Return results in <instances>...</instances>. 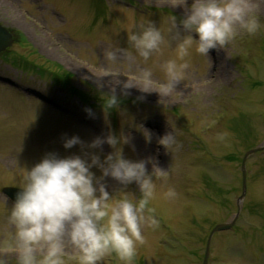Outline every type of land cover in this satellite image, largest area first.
<instances>
[{"label": "rangeland", "instance_id": "1", "mask_svg": "<svg viewBox=\"0 0 264 264\" xmlns=\"http://www.w3.org/2000/svg\"><path fill=\"white\" fill-rule=\"evenodd\" d=\"M255 3L259 30L207 56L193 45L183 79L165 94L163 64L179 61L172 18L184 15L174 0H0V23L24 29L48 54L84 72L68 77L24 39L0 53V77L45 100L0 81V190L19 187L25 168L49 152L79 154L80 145L63 147L66 137L87 143L123 134L124 157L144 159L153 171L151 206L159 220L157 228H144L132 264H202L212 227L231 221L213 233L207 264H264V148L245 161L244 193L240 168L244 152L264 143V0ZM147 20L166 37L159 52L147 62L107 59L106 49L127 48V31ZM141 66L153 69L150 83L139 78ZM170 132L176 143L165 147L159 141ZM93 151L103 159L113 149L105 143ZM107 187L114 196L140 195L135 183L119 189L124 186L107 178ZM169 188L175 197L166 196ZM11 203L0 192V258L17 264L7 222ZM67 253L66 264H78L77 250L69 245ZM99 264L122 262L113 253Z\"/></svg>", "mask_w": 264, "mask_h": 264}, {"label": "clouds", "instance_id": "2", "mask_svg": "<svg viewBox=\"0 0 264 264\" xmlns=\"http://www.w3.org/2000/svg\"><path fill=\"white\" fill-rule=\"evenodd\" d=\"M174 6L182 7L184 15L179 20L172 18V28L180 37L176 45L179 61L173 58L163 64L167 75L162 83L165 94L175 90L183 79L189 67L185 57L190 56L193 45L196 52L207 56L210 50L223 48L239 34H254L261 27L255 0H191L190 4L188 0H174ZM127 42V48L106 49L107 59L127 57L135 62L139 57L147 62L161 50L166 37L153 21L147 20L127 31ZM139 78L150 83L153 69L141 66ZM111 103H117L115 93ZM226 135L218 133V139ZM127 139L110 132L85 143L73 135L63 140V147L80 145L79 154L60 156L49 152L31 168H25L20 191L7 215L12 230L11 251L17 264H66L69 245L78 252V264H99L113 253L122 264H132L138 245L145 242L144 228H157L159 220L151 206L156 191L153 171H148L144 159L124 157L121 146ZM159 142L166 147L176 140L170 132ZM105 143L113 151L101 159L93 150H102ZM93 168L99 169L100 175ZM107 178L124 186L119 189L135 183L140 195L123 192L114 196L116 190H108ZM176 195L174 188L166 193L169 198ZM0 264H6V260L0 258Z\"/></svg>", "mask_w": 264, "mask_h": 264}, {"label": "water", "instance_id": "3", "mask_svg": "<svg viewBox=\"0 0 264 264\" xmlns=\"http://www.w3.org/2000/svg\"><path fill=\"white\" fill-rule=\"evenodd\" d=\"M12 43V36L11 33L6 29L5 26L0 24V52L5 50L8 46H10ZM264 147V143L262 145H258L256 147H253L251 149H248L244 152L243 157L241 159V178H242V187H243V192L244 193V188H245V181H246V170H245V160L248 156L251 154L255 153L256 151L262 149ZM20 191L19 187H14V186H5L1 188V193L9 200L12 202L15 200L16 193ZM242 196V195H241ZM232 226V221L231 222H220L215 224L211 231L209 232V235L206 239L205 243V250L203 254V259H202V264H207L208 261V252H209V245H210V239L213 235L214 232L218 230H223V229H228Z\"/></svg>", "mask_w": 264, "mask_h": 264}, {"label": "flooded vegetation", "instance_id": "4", "mask_svg": "<svg viewBox=\"0 0 264 264\" xmlns=\"http://www.w3.org/2000/svg\"><path fill=\"white\" fill-rule=\"evenodd\" d=\"M16 29H18L22 33V35L24 36L25 40L28 41L34 47V49L38 51L39 54L41 53L42 56H45L44 58L49 59V60H51V62L56 63L57 66L63 68L65 70V72L69 73L71 76H78V77H80V75L84 74V72L83 71H80L79 68H77L76 66H74L73 63L69 59H67V58H62V59L60 58V59H58V58L53 57L50 54H48L47 51H44L43 44L40 45V44L36 43L30 37V35L28 34V32L25 31L24 29H22L20 27H17ZM12 35H13V38L15 39L16 38L15 37L16 35H15V33L13 31H12ZM83 78L85 79L86 77L83 76Z\"/></svg>", "mask_w": 264, "mask_h": 264}]
</instances>
